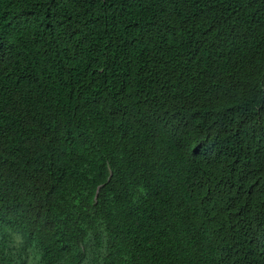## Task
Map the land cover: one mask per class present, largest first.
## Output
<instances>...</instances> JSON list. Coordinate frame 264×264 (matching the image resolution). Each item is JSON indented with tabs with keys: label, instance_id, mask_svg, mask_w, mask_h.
<instances>
[{
	"label": "trees",
	"instance_id": "1",
	"mask_svg": "<svg viewBox=\"0 0 264 264\" xmlns=\"http://www.w3.org/2000/svg\"><path fill=\"white\" fill-rule=\"evenodd\" d=\"M0 264H264V0H0Z\"/></svg>",
	"mask_w": 264,
	"mask_h": 264
}]
</instances>
